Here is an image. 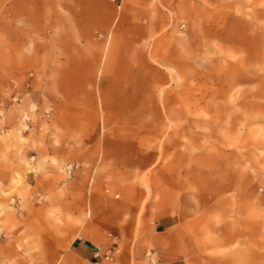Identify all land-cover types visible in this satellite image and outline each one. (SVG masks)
<instances>
[{
	"label": "rangeland",
	"instance_id": "obj_1",
	"mask_svg": "<svg viewBox=\"0 0 264 264\" xmlns=\"http://www.w3.org/2000/svg\"><path fill=\"white\" fill-rule=\"evenodd\" d=\"M123 209L264 264V0H0V264H83Z\"/></svg>",
	"mask_w": 264,
	"mask_h": 264
},
{
	"label": "crops",
	"instance_id": "obj_2",
	"mask_svg": "<svg viewBox=\"0 0 264 264\" xmlns=\"http://www.w3.org/2000/svg\"><path fill=\"white\" fill-rule=\"evenodd\" d=\"M64 80L67 82L65 87L66 96H78L81 92V83L84 80L86 74L83 73L82 64L65 65ZM93 76V75H92ZM125 80V76L119 77ZM129 93V92H128ZM109 99V98H108ZM109 101H129L125 98H110ZM126 211L123 209L118 215L117 221L112 223H105L100 225L102 230L118 229L122 231L120 238L112 240L109 238H102L98 242H92L91 240L74 241L70 247V256L76 261L83 264H148L146 260V254L148 252L155 255L160 254L159 264H188L184 260L177 258L173 259L167 254L168 250L177 246V242H173L171 238V228L162 219L157 221H151L150 218L142 221L137 228L136 222L125 221ZM137 231V234H134ZM110 237L112 235L110 234ZM114 239V238H113ZM98 243L106 252L110 249L116 251V254L112 261L99 262L95 258V252L98 248ZM153 248V249H152ZM64 257L67 258V253Z\"/></svg>",
	"mask_w": 264,
	"mask_h": 264
},
{
	"label": "built area",
	"instance_id": "obj_3",
	"mask_svg": "<svg viewBox=\"0 0 264 264\" xmlns=\"http://www.w3.org/2000/svg\"><path fill=\"white\" fill-rule=\"evenodd\" d=\"M68 170H70L69 173H71V169L68 168ZM67 171V170H66ZM116 254V251H114L113 249H110L106 252H104L101 248H97L96 252H95V258L101 263L103 261H107L110 262L113 260L114 256Z\"/></svg>",
	"mask_w": 264,
	"mask_h": 264
}]
</instances>
